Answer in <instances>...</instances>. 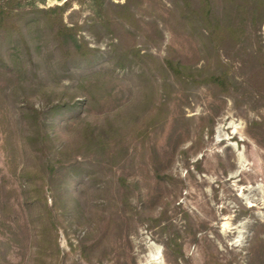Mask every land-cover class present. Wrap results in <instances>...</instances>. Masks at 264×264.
Here are the masks:
<instances>
[{
    "label": "rangeland",
    "instance_id": "obj_1",
    "mask_svg": "<svg viewBox=\"0 0 264 264\" xmlns=\"http://www.w3.org/2000/svg\"><path fill=\"white\" fill-rule=\"evenodd\" d=\"M176 1L21 0L6 17L0 264H264V24L218 51ZM224 68L230 89L209 80Z\"/></svg>",
    "mask_w": 264,
    "mask_h": 264
},
{
    "label": "trees",
    "instance_id": "obj_2",
    "mask_svg": "<svg viewBox=\"0 0 264 264\" xmlns=\"http://www.w3.org/2000/svg\"><path fill=\"white\" fill-rule=\"evenodd\" d=\"M176 2L178 24L188 29L189 27L201 28L204 35L215 46V50L223 49L225 41L235 42L247 48V44L254 46L261 38V29L264 24V0H177ZM24 6L21 0H0V29L5 28L4 22L10 13ZM63 9L64 7L61 6L50 9L51 13L56 14L52 16L49 13L50 25L57 27L58 37L66 41L68 46L70 43L76 49L80 43L78 44L77 39H74L77 45L75 46L69 41L72 31L59 17ZM166 63L179 78L194 79L196 76L194 68L186 65L181 58L174 61L166 58ZM210 79L218 86L229 89L236 82V78L225 68L212 73ZM54 170V167L50 168L51 174L55 172ZM54 206L55 204L51 205L52 208Z\"/></svg>",
    "mask_w": 264,
    "mask_h": 264
},
{
    "label": "bare ground",
    "instance_id": "obj_3",
    "mask_svg": "<svg viewBox=\"0 0 264 264\" xmlns=\"http://www.w3.org/2000/svg\"><path fill=\"white\" fill-rule=\"evenodd\" d=\"M150 260H151L152 262H154V263H157L158 260H159V255H158V253H151V254H150Z\"/></svg>",
    "mask_w": 264,
    "mask_h": 264
}]
</instances>
